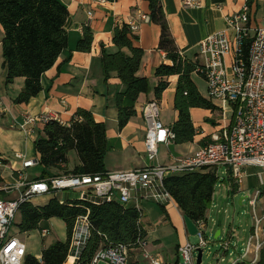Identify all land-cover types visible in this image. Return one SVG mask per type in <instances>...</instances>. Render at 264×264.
<instances>
[{"label":"crops","instance_id":"obj_1","mask_svg":"<svg viewBox=\"0 0 264 264\" xmlns=\"http://www.w3.org/2000/svg\"><path fill=\"white\" fill-rule=\"evenodd\" d=\"M59 1L68 11V19L64 26L67 34V48L60 54L54 66L41 76L42 91L27 104H14L24 88V79L17 78L11 84L5 85L6 72L2 66L4 31L0 26V195L4 200L12 201L20 197L22 192V189L18 188L20 173L26 183L41 180L42 169L40 166L24 171L22 170V160L16 158V156H22L25 160L34 161L38 158L35 152V142L41 136L43 125L39 124L32 135H25L17 127L23 124L25 118L28 117L51 113L55 114L61 123L66 124L71 122L77 110L82 109L90 112L94 120L97 123H103L106 128L105 172L141 170L153 163V166L166 165L176 158L194 154L199 148L211 142V135L220 128L221 114L217 104L207 99L204 80L197 74H193L191 79L198 92L217 110L211 112L203 109H191V122L197 131L194 141L181 145L160 146L158 157L153 162H149L145 156L143 144L145 126L142 109L148 102L157 101L154 90L162 81L167 82L168 87L163 92L161 99L157 101L160 121L167 128H171L178 117L174 109L178 77H155L158 67L161 65L170 66L171 63L166 60L165 53L158 48L159 26L142 21L143 16L149 17L147 2L144 0H118L114 3L107 2L104 5L96 6L92 0ZM199 3V8L187 9L183 7V0H161L163 13L174 44L178 52L191 62H194L200 42L210 35L225 30L224 17L238 12L245 4V0H199ZM262 3L264 0H254L250 6L255 23L264 20ZM89 12L92 13L91 18L88 16ZM123 24L139 26V30L135 34L138 37L135 46L143 51V57L136 76L149 81L150 91L148 94H141L134 104L129 101L124 102L125 107L133 105L136 116L130 119L123 130L119 131L115 97L117 94L123 93L125 87L115 73L105 79L101 65V48L103 47L106 54L118 52L111 40L114 29ZM86 28L91 31L93 41L90 52L81 53L77 50V46L83 38ZM123 52L128 54L127 50ZM198 81L199 83H196ZM67 159L66 166L61 165L60 169L47 170L48 176L45 179L55 175L70 174L79 166V159L74 151L68 153ZM244 172L246 178L239 188L234 189L235 191H229L231 188L222 186L223 194H220V197H217V193L214 192L205 220V236L208 244L210 238L221 236L220 230L216 229L220 225L216 216L222 212L221 199L224 201L233 200L236 194H240L242 197L240 204L242 205L246 199L250 202L257 190H260L261 193L264 192V172L253 167H246ZM250 190L253 191H251V196H249ZM54 198L57 199L55 194L45 195L31 200L30 203L36 207H43ZM135 205H138L143 213L140 224L146 233L145 247L132 250L129 253L128 264L129 262L151 264L152 258L162 264H183L178 254V248L187 243L191 244V237L187 234L183 222L184 216L176 203L170 199L160 205L144 200L142 194H138L136 200L131 203L132 207ZM256 206H259L256 213H264V196L257 199ZM258 216L261 217V215ZM54 220H49L43 230L50 232L51 222ZM209 223L212 227L209 226ZM11 230L10 235L17 237L11 234ZM242 234H245L244 230L239 231L231 227L225 235L230 241L238 242V256L244 248V240H247L250 235L245 238ZM35 258L40 260L41 254L36 255ZM215 259L217 260L216 257ZM249 260L251 257L245 260L246 263Z\"/></svg>","mask_w":264,"mask_h":264},{"label":"trees","instance_id":"obj_2","mask_svg":"<svg viewBox=\"0 0 264 264\" xmlns=\"http://www.w3.org/2000/svg\"><path fill=\"white\" fill-rule=\"evenodd\" d=\"M106 1L114 3L118 0ZM144 1L149 7L150 22L160 28L158 48L165 53L166 60L171 63L170 66L158 67L155 77H178L174 97V109L178 117L169 128L173 134L170 144L192 143L197 131L191 122L190 110L203 109L214 112L217 108L200 95L193 83L191 77L197 74L196 66L178 52L163 13L161 0ZM253 1L246 0V4L251 6ZM67 19L68 11L59 0H0V26L4 31L2 66L6 72L5 85L11 84L17 78L25 81L24 88L14 104H27L42 91L41 76L54 66L60 54L67 48V34L64 29ZM92 41L91 31L84 29L77 50L89 53ZM111 42L118 52L106 54L102 47L101 65L105 79L115 73L125 87V91L115 97L117 127L121 131L130 119L136 116L133 105L125 107L124 102L134 104L141 94L149 93L150 86L147 79L136 76L143 51L135 46L138 37L131 32L130 26L126 24L117 26ZM248 46L249 44H246L243 47L244 60L247 59ZM124 50H127L128 54L123 52ZM167 87L168 83L162 81L155 88L154 96L157 101L161 99ZM71 151L77 154L79 166L70 174L105 173L106 128L103 123H97L88 111L77 110L70 127L56 122L44 125L41 136L35 142L38 166L42 169L40 179L44 180L48 176L47 170L60 169L61 165L66 166L67 155ZM218 182L216 169H205L170 176L164 180L163 186L182 215L198 226L207 218ZM230 186L232 191H235L231 182ZM17 215H19L17 228L22 234L41 231L51 219L62 221L66 228L64 243L56 242L44 249L40 260L26 255L23 264H63L69 253V242L75 221L82 216L88 217L90 237L77 264H89L100 248L110 244L123 245L130 253L134 249H139L146 238L140 224L142 210L138 211L132 206L122 207L116 202L97 205L70 199L61 205L54 198L43 207H36L30 202L23 203ZM258 264H264V250L261 251Z\"/></svg>","mask_w":264,"mask_h":264},{"label":"built area","instance_id":"obj_3","mask_svg":"<svg viewBox=\"0 0 264 264\" xmlns=\"http://www.w3.org/2000/svg\"><path fill=\"white\" fill-rule=\"evenodd\" d=\"M96 6L107 3L106 0H92ZM183 7L197 9L199 0H183ZM264 8V3H262ZM89 18L92 13H88ZM142 21L149 23L148 16ZM225 30L203 39L194 59L197 74L206 84V97L217 104L221 114V124L217 132L211 135V142L201 147L194 154L174 159L166 165L146 166L141 170L105 172L96 175L63 174L44 180L26 183L20 173L18 188L22 189L17 200H4L0 195V264H23L27 255L25 245L15 236L10 235L18 210L23 203L41 196L57 194L69 190L78 191V200L92 204L116 202L122 207H129L138 194L142 199L157 204L170 200L164 191L163 182L170 176L216 169V175H226L232 181L234 189L239 188L245 178L244 169L253 167L264 172V20L253 21L251 7L246 4L233 14L224 17ZM136 34L138 25H131ZM249 44L247 59L243 58V47ZM145 126L144 151L149 162L158 157L160 146L170 145L173 134L160 121L157 101L148 102L142 109ZM50 122L70 127V123H61L55 114H41L25 118L17 126L25 135H32L35 128ZM22 160V170L39 165L37 160ZM219 170H222L219 173ZM232 188L229 190L231 191ZM260 190L254 193L249 204L252 208V228L242 253L237 255V241L229 238L221 240V252L217 262L224 263L225 258L236 256L231 264L246 262L258 264L259 254L264 250V216L256 214V201ZM66 201H59L61 205ZM141 211L138 205H135ZM198 243L185 244L178 248L183 264H196L197 251L202 257L208 248L205 236L206 223L197 226ZM49 230H41L42 239L49 235ZM90 237V224L87 216L75 221L69 242V253L63 264H77ZM145 243L140 244L144 249ZM129 250L123 245H108L100 248L89 264H128ZM151 264H162L151 259Z\"/></svg>","mask_w":264,"mask_h":264},{"label":"rangeland","instance_id":"obj_4","mask_svg":"<svg viewBox=\"0 0 264 264\" xmlns=\"http://www.w3.org/2000/svg\"><path fill=\"white\" fill-rule=\"evenodd\" d=\"M197 80V79H196ZM196 83H199L196 82ZM200 85V84H199ZM222 117H220V120ZM154 165V163H153ZM150 165V166H153ZM222 170H219V173H221ZM220 176V181L215 187V192L217 193V197H220V194H223V187L231 188L230 182L232 183L230 178H227L226 175H219ZM230 179V180H229ZM260 179V178H259ZM233 186V184H232ZM252 190L249 192V196H251ZM79 192L74 191V190H69L66 192H61L55 194L57 199L59 201H64V200H76L78 199ZM264 196V192H262L259 197ZM242 197L240 194H236V197L233 200H228L224 201V199H221V207H222V212L220 215L216 216L217 220L220 222V225L217 230H220L221 236L218 238H210L209 239V245L208 248L205 252V254L202 257V264H218L217 260L215 259L216 254L221 252L220 249V242L221 240L225 239V235L227 231L232 227L235 228L239 231H245V234L243 235L245 238L247 235H249V231L252 228V208L250 207L249 200L246 199L243 204H240V200ZM259 206H256V209H258ZM257 215L264 216V213L258 214ZM19 222V215L16 216L15 221H14V226L11 230L12 235H16L17 238L26 245V251L28 255L35 257L36 255L41 254V252L53 245L56 242H61L64 243L66 241V228L64 223L60 220H54L51 222V227H50V233L49 235L42 239L40 237V231H33L29 233H20L17 229V225ZM209 226L212 227L211 223H209ZM246 239L244 240L243 247L246 244ZM198 243V238L197 236L191 237V244L196 245ZM236 258V256L233 257H226L224 263H219V264H231V261H233Z\"/></svg>","mask_w":264,"mask_h":264},{"label":"water","instance_id":"obj_5","mask_svg":"<svg viewBox=\"0 0 264 264\" xmlns=\"http://www.w3.org/2000/svg\"><path fill=\"white\" fill-rule=\"evenodd\" d=\"M183 222H184L187 234L190 237L197 236V233H198L197 226L193 224L187 217H183ZM201 263H202V251L198 250L197 255H196V264H201Z\"/></svg>","mask_w":264,"mask_h":264}]
</instances>
